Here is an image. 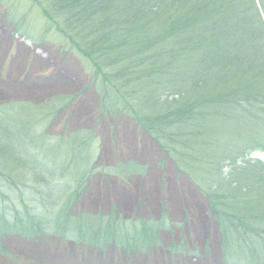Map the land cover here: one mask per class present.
Returning a JSON list of instances; mask_svg holds the SVG:
<instances>
[{
  "label": "trees",
  "instance_id": "obj_1",
  "mask_svg": "<svg viewBox=\"0 0 264 264\" xmlns=\"http://www.w3.org/2000/svg\"><path fill=\"white\" fill-rule=\"evenodd\" d=\"M44 12L55 13L57 31L96 67L104 96L114 95L103 111L119 107L134 116L205 194L223 264H264V160L250 156L264 151V0H50ZM4 105L1 258L20 264L5 246L8 236L53 237L61 226L62 234L78 229L93 247L132 242L119 233L116 214L74 213L87 175L54 183L56 174H44L42 158L30 154L32 137L6 121ZM2 186H16L15 201ZM154 229L159 225L138 230L149 237Z\"/></svg>",
  "mask_w": 264,
  "mask_h": 264
},
{
  "label": "rangeland",
  "instance_id": "obj_2",
  "mask_svg": "<svg viewBox=\"0 0 264 264\" xmlns=\"http://www.w3.org/2000/svg\"><path fill=\"white\" fill-rule=\"evenodd\" d=\"M49 1L0 0V105L5 104L2 110L7 114L6 121L16 133L32 137L30 154L38 159L41 157L47 171L54 167L48 171L50 176L56 173V177H52L54 183L79 180L89 173L95 162L97 174L88 180L85 199L78 207L86 215L97 216L101 201L105 204V198L98 199V196L105 190L127 191L129 202L122 203H130L126 206L136 208L138 202L132 197L133 194L139 196L147 175L148 184L162 190L164 199L169 197L171 189L176 191L182 188L188 196L187 205L191 213L187 222L179 212L180 199L174 198L176 211L171 213L168 210L174 220L168 224V228L165 227L158 219L161 208L158 202L154 203L156 193L149 196L146 184L145 191H142L145 195L140 198L141 208L138 206V213L145 216L142 218L144 220H127L124 226L118 227L120 234L128 233L131 236L129 239L133 241L129 243L130 248L120 245L118 241L106 245L103 250L92 248L85 243L86 239L78 229L62 234L61 226L55 230L56 236L53 237L26 239L8 236L5 246L10 257L20 264H219L218 227L210 215L206 200L183 174L178 175L172 161L166 159L146 132L135 133L134 116L121 112L119 107H115L111 114L103 115V105L107 102L113 105L114 95L104 96L105 84L102 76L95 72L96 67L57 31L58 23L56 25L50 21L51 18L58 21L55 13L45 14ZM79 148L83 149L77 151ZM57 149L64 155H58ZM250 156L264 160V151H254ZM142 158L151 161L149 165L146 164V175L130 180L127 174L137 176L145 170ZM14 167L19 170L18 165ZM23 173L19 171L18 176L22 177L20 175ZM120 174L124 175L123 179ZM29 183H34L33 179ZM37 186L44 191L42 184ZM2 189L16 200L19 193L16 186H2ZM32 193L36 197L44 194L37 191ZM21 194L24 197L31 195L25 191ZM55 195V199L59 200L61 191ZM79 209H75V212ZM125 213L130 215V212ZM151 216L154 219L147 218ZM131 217L136 215L132 213L128 218ZM152 222H160L167 229L157 234L156 244L142 248L141 245L146 244L138 229L144 224L154 225ZM175 222L179 224L174 225ZM184 222L188 225H183ZM205 242L213 245L211 253L207 254ZM175 246L179 247V251L173 253ZM0 259L6 264H15L9 258L4 260L0 256Z\"/></svg>",
  "mask_w": 264,
  "mask_h": 264
}]
</instances>
